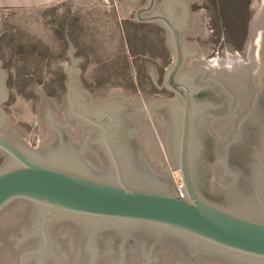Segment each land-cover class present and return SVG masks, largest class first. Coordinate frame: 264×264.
Instances as JSON below:
<instances>
[{
    "label": "water",
    "instance_id": "95a60500",
    "mask_svg": "<svg viewBox=\"0 0 264 264\" xmlns=\"http://www.w3.org/2000/svg\"><path fill=\"white\" fill-rule=\"evenodd\" d=\"M5 14L0 35L14 31ZM134 17L165 30L157 87L173 95H94L69 43L60 108L40 94L36 148L3 110L0 66V264H264V0L250 64L232 69L187 46L190 0H144Z\"/></svg>",
    "mask_w": 264,
    "mask_h": 264
},
{
    "label": "rangeland",
    "instance_id": "374dc122",
    "mask_svg": "<svg viewBox=\"0 0 264 264\" xmlns=\"http://www.w3.org/2000/svg\"><path fill=\"white\" fill-rule=\"evenodd\" d=\"M113 1L117 0H0L5 24L14 29L0 35L8 91L2 107L11 117L14 133L30 147L43 145L49 137L41 118L40 94L61 106L65 72L63 64L55 65L67 62L69 43L73 56L83 59L79 67L83 85L94 95L120 88L138 94L144 103L142 94L157 93L153 75L163 78L172 60L166 32L154 22L142 26L131 12L117 17L110 7ZM203 2V14L197 16V5L191 8L193 30L182 33L189 49L213 68L250 64L254 24L263 0ZM168 168L175 181L178 170Z\"/></svg>",
    "mask_w": 264,
    "mask_h": 264
},
{
    "label": "flooded vegetation",
    "instance_id": "af4514ba",
    "mask_svg": "<svg viewBox=\"0 0 264 264\" xmlns=\"http://www.w3.org/2000/svg\"><path fill=\"white\" fill-rule=\"evenodd\" d=\"M203 3H204L203 0H192V2H191V8H192V9H193V6H194V5H197V6H198L199 14H198V12H197V16L200 15V14H203V12H204V10H205V9H204V6H203ZM141 24H142V26H143V25H149L150 23H148V22H141ZM67 60H69V58H68ZM0 62H1V61H0ZM82 62H83V59H82L81 61H79V63H78L79 67L81 66ZM2 65H3V64H2V62H1V65H0V66H2ZM154 76H155V75H154ZM64 77H65V79H67L66 74L64 75ZM78 77H79V80H80L81 83H82V86L85 88V86L83 85V80H82V76H81L80 73H79ZM163 77H164V76H163ZM155 78H156V82H158V84L161 85V84H162V80H163V78H162V77L159 78L158 75H156ZM5 83H6V80H5ZM154 87H155L156 90H157V93H156L154 96L162 95V96L169 97V96H172V95H173V93H172L171 91L166 90L164 87H162V88H158L157 85H155V84H154ZM65 88H66V87H65ZM2 104H3V103H2ZM2 106H3V105H2ZM3 160H4V155L0 154V164L3 162Z\"/></svg>",
    "mask_w": 264,
    "mask_h": 264
},
{
    "label": "crops",
    "instance_id": "0c3cea01",
    "mask_svg": "<svg viewBox=\"0 0 264 264\" xmlns=\"http://www.w3.org/2000/svg\"><path fill=\"white\" fill-rule=\"evenodd\" d=\"M159 1L160 0H156V2ZM191 1L192 0H190V10H191ZM143 3L144 0H117V1H113V5H110V7H113L117 17H120L119 14H122L121 17H124L123 15L125 13H130V12L134 13L137 10V8L140 7ZM191 13L193 15V12Z\"/></svg>",
    "mask_w": 264,
    "mask_h": 264
},
{
    "label": "bare ground",
    "instance_id": "6f19581e",
    "mask_svg": "<svg viewBox=\"0 0 264 264\" xmlns=\"http://www.w3.org/2000/svg\"><path fill=\"white\" fill-rule=\"evenodd\" d=\"M218 61V60H217ZM229 62V61H228ZM232 62V61H231ZM209 64V63H208ZM214 64H215V62H214ZM219 64V63H218ZM235 64H233V63H229V65L227 66V67H225V68H222V67H219V66H216V65H214L215 67L214 68H217V69H232L233 68V66H234ZM210 66V65H209ZM213 67V66H212ZM90 102V101H89ZM152 120V119H151ZM149 122H151L150 120H149ZM150 125H151V123H150ZM44 144V143H43Z\"/></svg>",
    "mask_w": 264,
    "mask_h": 264
},
{
    "label": "built area",
    "instance_id": "2783aa9c",
    "mask_svg": "<svg viewBox=\"0 0 264 264\" xmlns=\"http://www.w3.org/2000/svg\"><path fill=\"white\" fill-rule=\"evenodd\" d=\"M176 175H175V183L177 185V188L180 190V188H181V180H180V177H179V175L177 173H176Z\"/></svg>",
    "mask_w": 264,
    "mask_h": 264
}]
</instances>
